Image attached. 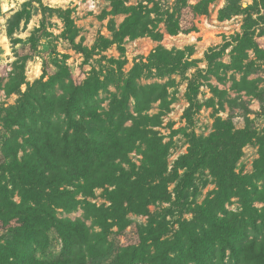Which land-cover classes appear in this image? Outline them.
Instances as JSON below:
<instances>
[{"label":"trees","instance_id":"obj_1","mask_svg":"<svg viewBox=\"0 0 264 264\" xmlns=\"http://www.w3.org/2000/svg\"><path fill=\"white\" fill-rule=\"evenodd\" d=\"M211 1L201 0L194 10L204 13ZM229 1L219 11V19L229 17L231 12L245 14L242 36L237 37L235 47V66L239 69L246 50L258 52L250 33L254 22L250 11H263L260 18L264 20V0H254V5L245 9ZM116 12H127L129 16L119 31L113 29L112 41L101 38L91 50L75 43L76 30L68 12H64L65 39L88 59L96 47L106 49L125 37L152 34L136 8ZM167 31L177 34L178 23L173 21ZM153 37L158 40L161 36ZM154 66L150 64L147 71ZM58 68L46 82L36 81L24 93L19 92L21 75L11 76L4 87L7 94L18 93L20 99L14 106L0 107V129L7 132L0 139L4 158L0 172L3 178L7 175V185H0V228L10 234L4 242L0 240V264H94L95 258L104 256L109 247L106 228L94 232L86 224L90 216L96 218L97 224H104L106 216H110L115 223L107 224V229L115 225L122 230L128 224L123 201H135L129 203L132 209L145 207L151 201L169 200L171 193L176 201L187 199L189 190L194 189V174L203 168L213 176L216 190L207 206L193 210L199 218L180 221L171 237H166L161 222L151 219L146 226L137 227L136 245L117 247L113 264H264V134L257 135L248 128L234 129L230 121L217 118L209 137L190 136L187 153L179 156L167 173V146L147 130L146 124L152 119L142 113L153 103H165L168 83L140 85L137 81L142 68L134 66L124 80L123 101L109 114L99 111L98 91L102 84L96 74L74 84L66 67ZM57 84L59 95L54 89ZM130 99L135 117L128 111ZM128 122L130 125H126ZM252 139L258 142V158L253 173L243 176L235 172V165ZM137 143L144 146L143 173L133 180L124 171L116 175V161H124ZM79 181L84 184L78 185ZM257 182L262 183L258 186ZM108 183L114 187L108 193L113 203L109 210L87 206L86 220L56 215L55 208L66 210L73 201L66 187H76L87 194L94 186ZM173 184L172 192H167ZM15 191L19 203L11 199ZM232 198L237 199L239 212H228L223 207ZM255 202L263 207H255ZM50 230L60 239V253L52 261L37 259L35 247L46 246Z\"/></svg>","mask_w":264,"mask_h":264},{"label":"rangeland","instance_id":"obj_2","mask_svg":"<svg viewBox=\"0 0 264 264\" xmlns=\"http://www.w3.org/2000/svg\"><path fill=\"white\" fill-rule=\"evenodd\" d=\"M228 1L212 0L203 13L194 10L201 0H0V107L14 106L20 99L18 93L7 94L4 89L11 76L23 77L19 92L24 93L34 82H46L59 71L58 66H63L74 84L96 74L102 84L98 91L99 111L111 114L115 105L123 101L124 80L138 65L142 68L138 84L168 83L165 103H153L148 111L142 113L152 119L146 124L147 130L156 134L167 146V173L177 158L187 153L190 136L209 137L214 132L217 118L230 121L234 129L248 128L262 135L264 20L260 17L263 11H250L254 21L250 33L258 52L246 50V57L242 58L237 69L235 47L237 37L242 36L245 14L231 12L229 17L219 19V11ZM229 2H235L241 9L254 5V0ZM132 7L142 12V22L148 24L152 34L134 39L125 37L106 49L96 47L88 59L74 50L64 37L62 15L67 11L76 30L75 43L91 50L101 38L112 41L113 29L119 31L120 25L129 16L127 12L115 11ZM17 13L21 18L16 17ZM173 21L178 23L179 31L171 35L167 27L173 25ZM7 30H11L10 35ZM153 34L161 37L157 40ZM150 64H156L151 72L147 71ZM54 89L57 95L61 93L58 84ZM257 94L260 96L257 97ZM128 111L136 116L132 99L128 102ZM106 117L103 114V119ZM3 134H7L6 130L0 129V139ZM143 150V144L137 143L124 161H116L113 172L119 175L124 171L131 180L142 174L145 168ZM21 156L22 152H19L18 158ZM257 158L258 142L252 139L243 147L235 172L243 176L251 175ZM3 161L0 145V164ZM4 176L6 178L0 172V185H7V175ZM194 179V189L189 190L187 199L176 201L171 193L173 184L167 188V192L171 193L169 200L151 201L145 207L132 209L129 203L135 201H123L128 224L122 230L115 225L107 229V224L115 223L109 219L110 216H106L104 224H97L94 216L85 219L89 215L87 206L93 209L111 208L113 203L108 193L114 187L109 183L94 186L87 194L82 193V189L66 187L72 192L73 201L66 210L55 208V212L60 218L85 219L94 232H100L105 227L109 250L104 256L96 257L94 264H113L117 247L136 245L137 227L146 226L151 219L161 222L166 228V237H171L178 230L180 221L199 218L193 210L208 205L216 186L206 168L195 173ZM261 183L257 182V185ZM83 184V181L78 182V185ZM11 199L19 203L16 191ZM253 205L263 207L259 202ZM223 207L228 212L240 211L236 198L225 201ZM9 236L6 228H0V240L4 242ZM60 250V239L50 230L46 246H36L34 255L37 259L52 261L58 257Z\"/></svg>","mask_w":264,"mask_h":264}]
</instances>
